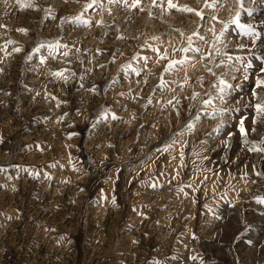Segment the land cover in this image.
I'll use <instances>...</instances> for the list:
<instances>
[{
  "label": "rangeland",
  "instance_id": "obj_1",
  "mask_svg": "<svg viewBox=\"0 0 264 264\" xmlns=\"http://www.w3.org/2000/svg\"><path fill=\"white\" fill-rule=\"evenodd\" d=\"M172 4L0 0V264H264V0Z\"/></svg>",
  "mask_w": 264,
  "mask_h": 264
},
{
  "label": "snow or ice",
  "instance_id": "obj_2",
  "mask_svg": "<svg viewBox=\"0 0 264 264\" xmlns=\"http://www.w3.org/2000/svg\"><path fill=\"white\" fill-rule=\"evenodd\" d=\"M93 2H94V0H93ZM154 2H155V0H154ZM168 5H169V8H172V7H175V5H173L172 4V0H168ZM135 6V5H134ZM88 7H91V4L90 5H88ZM189 11H191V9H188ZM197 15H200V13L199 12H197L196 13ZM214 19H215V17H214ZM238 22V21H237ZM185 51H187V49H185ZM193 51H197L196 49H193ZM173 66V64L172 63H170L169 65H168V68H171ZM221 83H223V82H221ZM258 83V86L262 83V82H257ZM206 103H209V102H206ZM256 108H257V112L258 113H264V105H257L256 106ZM189 127L191 128L192 126L191 125H189ZM240 131H241V134L242 135H246V132H245V129H244V127H243V123H241V128H240Z\"/></svg>",
  "mask_w": 264,
  "mask_h": 264
}]
</instances>
